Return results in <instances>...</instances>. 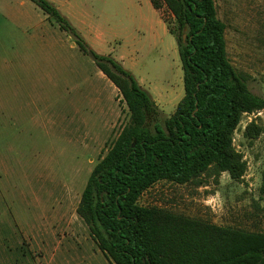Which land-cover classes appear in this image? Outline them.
Masks as SVG:
<instances>
[{"label":"rangeland","instance_id":"rangeland-1","mask_svg":"<svg viewBox=\"0 0 264 264\" xmlns=\"http://www.w3.org/2000/svg\"><path fill=\"white\" fill-rule=\"evenodd\" d=\"M228 58L264 98V0H214ZM0 8V264H115L78 214L96 164L129 121L119 90L74 36L30 0ZM100 55L124 56L161 119L185 95L178 45L149 0H55ZM27 14L25 21L23 16ZM152 96V95H151ZM254 123L260 133L246 135ZM247 171L202 184L159 182L139 204L220 227L264 232V111L234 135Z\"/></svg>","mask_w":264,"mask_h":264},{"label":"trees","instance_id":"trees-1","mask_svg":"<svg viewBox=\"0 0 264 264\" xmlns=\"http://www.w3.org/2000/svg\"><path fill=\"white\" fill-rule=\"evenodd\" d=\"M30 1L74 36L129 111L78 207L99 250L115 264H264V232L139 204L159 182L199 185L223 173L239 181L247 171L234 135L244 115L264 111V98L231 64L214 0H150L177 41L183 69L185 95L164 120L151 94L120 62L91 49L49 0ZM259 133L254 123L246 131L253 138Z\"/></svg>","mask_w":264,"mask_h":264},{"label":"crops","instance_id":"crops-1","mask_svg":"<svg viewBox=\"0 0 264 264\" xmlns=\"http://www.w3.org/2000/svg\"><path fill=\"white\" fill-rule=\"evenodd\" d=\"M51 3H53V4H55V0H49ZM150 1V0H149ZM151 3V2H150ZM10 3H9V0H0V8L3 10V11H6V12H10V5H9ZM152 5V4H151ZM55 6V5H54ZM152 7H153V5H152ZM57 8V7H56ZM154 8V7H153ZM58 9V8H57ZM154 10H155V8H154ZM156 12H157V10H155ZM158 14H159V12H157ZM22 16H23V18H24V20L26 21L27 19H28V17H27V14H23V15H21L19 18H18V20L20 21L21 19H22ZM159 16H160V14H159ZM160 18H161V16H160ZM161 20L163 21V19L161 18ZM164 22V21H163ZM164 24L166 25V28H167V31L169 32V29H168V27H167V24L164 22ZM170 33V32H169ZM173 36V35H172ZM87 43V42H86ZM95 51V50H94ZM96 52V51H95ZM115 60H117L118 62H120L122 65H123V67L125 68V69H127L128 71H130V72H132V70L131 69H128L127 68V65H126V59L124 58V56H122V55H120V56H117L116 58H114ZM133 73V72H132ZM105 76V75H104ZM138 82H139V84L143 87V82L141 81V80H138ZM150 94L152 95V98L154 99V101L156 102V104L158 105V107L160 108V106H162V107H165V104L162 102V99L160 98V96H157V94L154 92V93H152L151 91H150ZM182 100V99H181ZM180 100V101H181ZM178 105V104H177ZM177 107V106H176ZM161 109V108H160Z\"/></svg>","mask_w":264,"mask_h":264},{"label":"water","instance_id":"water-1","mask_svg":"<svg viewBox=\"0 0 264 264\" xmlns=\"http://www.w3.org/2000/svg\"><path fill=\"white\" fill-rule=\"evenodd\" d=\"M186 37V35L184 36V38Z\"/></svg>","mask_w":264,"mask_h":264}]
</instances>
